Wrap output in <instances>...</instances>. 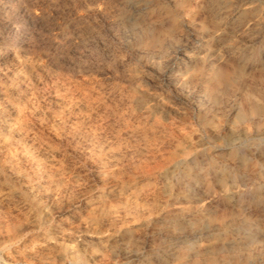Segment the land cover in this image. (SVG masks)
<instances>
[{
    "label": "rangeland",
    "instance_id": "374dc122",
    "mask_svg": "<svg viewBox=\"0 0 264 264\" xmlns=\"http://www.w3.org/2000/svg\"><path fill=\"white\" fill-rule=\"evenodd\" d=\"M0 51V264H264V0H0Z\"/></svg>",
    "mask_w": 264,
    "mask_h": 264
},
{
    "label": "bare ground",
    "instance_id": "6f19581e",
    "mask_svg": "<svg viewBox=\"0 0 264 264\" xmlns=\"http://www.w3.org/2000/svg\"><path fill=\"white\" fill-rule=\"evenodd\" d=\"M5 50H6V49H5ZM2 54H3V52L0 51V55H2ZM5 59H6V58H5ZM11 59H12V58H11ZM7 60H8V59H7ZM2 61H3V60H2ZM5 61H6V60H5ZM8 61H9V60H8ZM3 63H4V62H3ZM3 87H5V86H3ZM3 89H4V88H3ZM6 94H7V93H6ZM251 112H254V110H251ZM24 152H25V151H24ZM7 167H8V166H7ZM12 169H13V168H12ZM17 170H18V169H17ZM3 226H4V225H3ZM3 226H1V227H3ZM1 227H0V228H1ZM15 228H16V227H13V226H12V227H10V226L8 227V230H11V231L13 232V235H12V236H15V234L18 232V231H17V232L14 231ZM5 232H6V231H5ZM7 232H8V231H7Z\"/></svg>",
    "mask_w": 264,
    "mask_h": 264
}]
</instances>
